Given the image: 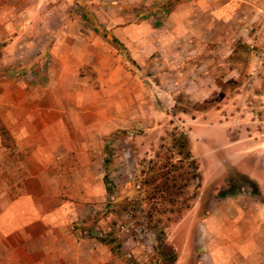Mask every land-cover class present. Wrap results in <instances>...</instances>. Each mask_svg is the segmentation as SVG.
Segmentation results:
<instances>
[{
    "label": "crops",
    "instance_id": "0c3cea01",
    "mask_svg": "<svg viewBox=\"0 0 264 264\" xmlns=\"http://www.w3.org/2000/svg\"><path fill=\"white\" fill-rule=\"evenodd\" d=\"M72 5L87 6V16L70 11ZM158 5L163 7L156 11L152 5L145 13L133 8V0L119 2L129 8L128 17H135L125 22L114 0H58L44 15L38 14V3L0 0L5 130L0 164L10 153L22 155L17 183L0 186V264H130L127 255H117L111 243L100 240L107 229L90 216L104 186L100 139L143 99L140 87H133L140 85L133 63L144 65L153 54L170 58L165 69L187 71L184 81L193 100L212 99L221 87L234 84L232 96L203 114H213L220 124L241 112L236 104L246 74L253 78L250 85L264 87V0H162ZM212 39L227 48V57L240 39L251 48L254 63L247 69L227 65L215 75L208 57L212 50H198ZM185 54L189 64L178 68L175 62H185ZM12 176L4 180L12 182ZM258 188V197L231 193L217 196L206 209H186L174 222L188 229L184 243L175 244L173 264H264V200ZM86 198L93 203L86 204Z\"/></svg>",
    "mask_w": 264,
    "mask_h": 264
},
{
    "label": "rangeland",
    "instance_id": "374dc122",
    "mask_svg": "<svg viewBox=\"0 0 264 264\" xmlns=\"http://www.w3.org/2000/svg\"><path fill=\"white\" fill-rule=\"evenodd\" d=\"M57 1L8 0L12 4L21 5L38 3L40 6L37 11L40 15L47 13L50 5L53 7ZM161 1L133 0V8L147 13L148 7L152 5L158 7ZM119 2L125 3V0H114L115 9L124 12L123 20L129 22L135 18L128 17L129 8L119 7ZM161 7L156 8V11ZM69 10L84 16L88 14L87 6L72 5ZM115 11L109 8L110 13L113 14ZM54 15L60 17L62 14L57 12ZM160 18L165 19V17L156 19ZM208 37L211 38L210 36L202 38L207 40ZM208 43L209 46H205V43L202 47L199 45L198 50L215 51L208 52L210 53L208 57L214 64L215 75L222 73L227 65L239 63L247 69L249 64L255 61L251 48L246 47L240 39L234 42L236 47L229 57L226 56L228 50L225 46L217 45L218 42L213 39ZM126 58L130 62L128 55ZM183 58L185 62L181 59L175 62L178 68L188 66L189 54H185ZM169 60L170 58L160 54H153L144 65L132 64L133 74L138 75L140 79V85L133 83V87L135 90L140 87L143 99L135 101L134 112L121 116L116 128L102 135L100 139L102 145L100 169L104 186L102 184V194L98 200H94L97 204L96 212L90 219L94 218L99 225L107 229L106 234L110 236L101 238L113 239L111 244L114 252L117 255H127L125 258L130 264H173L174 261L170 260V249L175 250V244L181 246L185 241L188 227L183 229L174 227L173 221L165 219L171 216L169 213L155 215L154 218L163 219L156 228L150 226L147 218L151 210L159 212L164 207L171 209L175 206L161 203L160 200L154 204L148 199V192L153 184L146 181L159 171H168L169 177L177 175V179L179 173L183 172L184 177H187V172L190 171L187 166L188 160L184 161L182 168L178 169V165L173 166L178 160L177 150L172 148L173 138L182 135L187 137V147L196 159L200 174L198 184L191 175L188 179L179 181L185 186L182 187L178 201L181 202L186 197L190 206L201 205L206 209L212 205V201L221 191L232 188L235 190L234 193H251L246 179H251L261 187L264 200V87L260 89L250 85L253 78L246 74V84L243 86L245 91L242 98L237 99L236 104L241 112L238 115L232 112L231 115L234 117H228L226 123L220 124L215 121L213 114H206L207 116L203 114L223 98L232 96L235 85L221 87V92L219 91L212 99L193 100L190 96L192 91L187 86L188 82L184 81L188 76L187 71L165 69ZM193 62L191 64H194ZM21 156L20 153H10L7 161L1 160L0 178L3 179L0 181L1 187L17 183V175L19 178L17 163ZM167 158H170L169 163L163 168L160 167L166 164ZM154 159L157 163L151 168ZM12 173L14 178L12 182L4 180ZM106 185L110 191L106 189ZM88 186L92 187L94 192H98L94 184L89 183ZM170 197L175 198L176 195ZM91 201L85 199L86 204L93 203ZM160 228L164 229L161 246L157 242Z\"/></svg>",
    "mask_w": 264,
    "mask_h": 264
},
{
    "label": "trees",
    "instance_id": "16d2710c",
    "mask_svg": "<svg viewBox=\"0 0 264 264\" xmlns=\"http://www.w3.org/2000/svg\"><path fill=\"white\" fill-rule=\"evenodd\" d=\"M245 46L249 47L246 44ZM0 132L5 133L4 126L1 123H0ZM187 146H188V141L185 135H182L179 138H173L172 148L177 150L176 153L178 154V160L173 166L175 167L176 165H178V169L182 168L184 167V161L188 160L187 166L189 167L190 171L187 172V177H184L185 175L183 174V172L179 173V176H178L179 178L177 179V175H173L172 177H169L168 171H159L157 174L153 175L152 177H150V179L146 181V183L148 184L149 183L153 184L152 189L148 192L149 193L148 199H151L154 202V204L155 202L160 200L159 202L161 203L172 204L173 206H175L174 208H171V209H167L164 207L160 209L159 212L157 210H151L150 212H148L147 218L152 228H156L163 221L161 217L154 218L155 215L158 214L160 216V215H167V213H169L171 216H167L165 217V219L168 221L175 222L178 219H180L183 212L190 207L186 197H184L181 200V202L178 201V196L182 194L181 193L182 187L185 186V184H180L179 181L188 179L189 175H191V177L196 180V184H198L200 181L199 180L200 174L198 172V165L196 163V159L194 156L191 155L190 149ZM157 156H159L158 153H157ZM167 159L168 161L166 162V164L164 163V165L160 167L163 168L169 163L170 158H167ZM156 163H157V160L154 159L151 168H153V166H155ZM246 184L250 186L251 193L258 197L260 193H259V188L257 184L251 179H246ZM106 189L110 191V188L107 185H106ZM239 189H242V188H239ZM234 191L235 190H233L232 188L221 191L218 194V197H224L228 194L234 193ZM172 195H176V197L175 198L170 197ZM191 198H193V196ZM106 235L110 236V234H106ZM163 235H164V229L160 228L158 232V237H157V242L159 246L162 245ZM100 240L102 242H108V243L113 242V239L109 240V239L101 238V237H100ZM170 252H171L170 260L175 261L177 258V254L175 250L170 249Z\"/></svg>",
    "mask_w": 264,
    "mask_h": 264
}]
</instances>
